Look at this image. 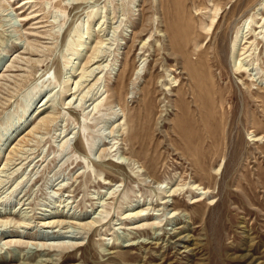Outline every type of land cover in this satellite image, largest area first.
Wrapping results in <instances>:
<instances>
[{"label":"rangeland","instance_id":"rangeland-1","mask_svg":"<svg viewBox=\"0 0 264 264\" xmlns=\"http://www.w3.org/2000/svg\"><path fill=\"white\" fill-rule=\"evenodd\" d=\"M0 264H264V0H0Z\"/></svg>","mask_w":264,"mask_h":264},{"label":"bare ground","instance_id":"bare-ground-1","mask_svg":"<svg viewBox=\"0 0 264 264\" xmlns=\"http://www.w3.org/2000/svg\"><path fill=\"white\" fill-rule=\"evenodd\" d=\"M74 93H75V92H74ZM255 139H257V138H255ZM218 171H219V170H218ZM157 185H158V184H157ZM162 186H163V185H162ZM158 188H159V186H158ZM163 188H165V187H163ZM195 188H197V187L194 186V189H195ZM165 189H167V188H165ZM165 189L160 188L159 190H162V191L164 192ZM178 189H179V188H178ZM178 189H173V190L171 189L170 191L167 190L166 192H164V194L167 193V192H171V193H169V195H166L165 197H171V196L174 197V196H178V194H181L179 191L182 190V189H181V190H180V189L178 190ZM200 189H204V188H199V191H200ZM156 190H157V189H156ZM192 190H193V189H192ZM196 190H197V189H196ZM162 191H160V192H162ZM199 191H198V192H199ZM111 192H112V191H111ZM115 192H116V191H115ZM206 192H207V191H202L200 194H204V193H206ZM154 193H155V191H154ZM158 193H159V192H158ZM112 194H113V193H112ZM159 194H160V193H159ZM161 194H162V193H161ZM168 199H169V198H168ZM200 200H202V199L200 198ZM192 201H193V200H192ZM169 202H170L169 200H166V201H164V202L162 201L161 204L164 203V204L168 205V204H170ZM194 202H199V201H197V200L195 201V200H194ZM171 203H172V202H171ZM132 206H133V205H132ZM162 206H163V205H162ZM161 208H162V207H161ZM169 209H170V208H169ZM154 210H155V209H154ZM159 210H160V209H158V211H159ZM156 212H157V211H156ZM172 212H173V211H172ZM152 213H153V212H152ZM161 213H163V212H161ZM168 213H169V211H168ZM176 213L178 214V211H177ZM176 213H175V214H176ZM180 213H181V212H180ZM159 214H160V213H159ZM159 214H158V215H159ZM170 214H171V213H170ZM130 215H131V214H130ZM134 215H135V214H134ZM135 216L142 217L143 219H148L146 216L151 217V216H154V214H150L149 212H148V214H147V213L144 212V210H140V212H138L137 215H135ZM135 216H134V217H135ZM169 216H170V215H169ZM145 217H146V218H145ZM161 217H162V216H161ZM171 217H172V214H171ZM173 217H174V216H173ZM158 218H159V216H158ZM154 219H155V218H154ZM94 220H95V218H94ZM155 220H156V219H155ZM158 221H159V220H157V223H158ZM92 222H93V221H92ZM155 222H156V221H155ZM157 223H155V224L153 223V224L156 225V226L160 225V224H157ZM159 223H160V221H159ZM93 224H94V223H93ZM144 224L147 225L148 223H147V224L144 223ZM144 224H143V225H144ZM143 225H142V226H143ZM148 225H149V224H148ZM138 226H140V225H138ZM142 226H141V227H142ZM156 226H155V227H156ZM91 227H92V226H91ZM95 227H96V226H95ZM136 227H137V226H136ZM171 230H172V228H171ZM179 240H182V241L184 240V241H185V238H180ZM186 241H189V239H186ZM132 244H133V243H132Z\"/></svg>","mask_w":264,"mask_h":264}]
</instances>
